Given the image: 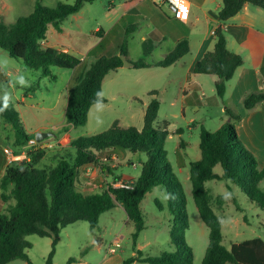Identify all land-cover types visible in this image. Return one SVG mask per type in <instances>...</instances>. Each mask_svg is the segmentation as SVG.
I'll return each instance as SVG.
<instances>
[{"label": "trees", "instance_id": "trees-1", "mask_svg": "<svg viewBox=\"0 0 264 264\" xmlns=\"http://www.w3.org/2000/svg\"><path fill=\"white\" fill-rule=\"evenodd\" d=\"M94 1L74 0L72 4L58 3L55 8L44 7L37 1L29 16L18 18L10 24L0 23V50L11 58L21 60L26 68L40 71L43 77L54 79L51 68L74 70L81 61L69 53L45 46L46 32L49 25L61 31V23L78 13L84 4ZM245 4L264 10V0H222L217 14L220 25L213 31L214 47L195 63L192 70L193 74L215 76L214 89L221 99L227 82L243 64L241 56L227 50L222 24L235 16ZM123 9L128 10L126 4ZM175 21L180 23L177 19ZM183 29L184 32L178 35L168 32V27L150 33L148 44L160 40L163 34L164 38H173L176 45L158 62L147 63L142 58L138 59L133 62V69L168 68L187 55L188 30L186 27ZM134 30L132 24L125 29L118 55L101 56L91 61L82 78L70 87L64 132L69 128L83 127L91 107L106 102L102 96L103 81L109 73L122 68L120 55L126 57L128 37ZM156 94V91L149 92L151 96ZM243 102L245 110H252L264 102V92L250 93ZM10 106V102L0 98V118L11 125L17 145L24 147L33 138L22 132L18 116L10 110ZM158 110V101L152 99L145 109L141 130L123 128L116 121L101 134L72 140L63 148L66 154L59 155L53 165L43 164L39 167L47 150L40 148L29 152L23 161L11 162L0 178L1 200L14 202L7 212H0V264H10L18 259L32 264L26 254V250L32 248V244L26 240L30 235L51 239L46 264H52L62 229L77 222H86L94 229L99 217L117 206L122 207L127 221L134 228L131 238L135 256L122 264H192V250L185 244L188 228L185 197L166 157V135L153 127ZM225 113L234 123L224 124L214 133L202 128L198 145L200 159L189 166L192 200L201 222L208 229V243L200 264H264V241L260 238L232 244L230 249L223 246L221 221L205 186L213 180L230 183L264 209V189L261 188L264 166L261 169L257 167L255 157L238 138L235 124L239 117L227 109ZM120 151L145 156L140 175L132 182L131 189L114 187L121 181L120 177H116L103 190L84 194L80 189L83 169L97 166L103 174H111L110 156ZM216 167L221 168L220 174L214 172ZM154 188L165 191L169 213L175 217L169 232L174 250L148 257L136 250V240L144 226L140 204ZM155 202L160 206L157 200ZM178 202L182 204V210L177 206ZM217 204L222 205V198L218 197ZM73 262L75 258H69L66 264Z\"/></svg>", "mask_w": 264, "mask_h": 264}, {"label": "rangeland", "instance_id": "rangeland-1", "mask_svg": "<svg viewBox=\"0 0 264 264\" xmlns=\"http://www.w3.org/2000/svg\"><path fill=\"white\" fill-rule=\"evenodd\" d=\"M49 1L44 0V5L55 8L56 5L49 4ZM73 2L74 0H61V3L65 4ZM13 3L15 16L26 14L27 0H13ZM120 4L121 0H95L91 4L86 3L78 13L61 23V33L49 25L47 40L54 45L61 44L81 61L82 65L75 71L51 68L54 79L50 76L43 77L40 71L26 68L21 60L11 58L0 50V98H7L6 101L10 102V110L17 114L23 133L33 139L38 131L48 134L47 138L34 146L27 144L20 147L16 143L11 125L0 118V178L10 164L4 150L17 156L18 161H23L27 159L29 152L38 148L47 149L39 167L43 164L53 165L59 155L66 154L65 148L55 145L54 142L64 137L72 141L83 136L101 134L116 121L123 128L141 130L145 109L150 101L155 99L159 103V110L153 127L166 135V157L185 197V214L188 219L185 244L192 250V264H200L208 243V229L201 222L192 200L189 166L200 159L198 145L201 129L214 133L224 124L234 123L225 113L226 109L232 111L239 117L235 128L241 142L253 154L257 167L261 169L264 166V107L245 110L244 99L228 95L222 99L217 97L209 76H199L200 90L193 94L189 91L183 94L181 90L188 72L187 67L182 64L139 70L121 68L117 72L109 73L103 81L102 96L106 102L91 107L83 127L69 128L64 132L69 87L82 78L84 67L92 61V57L86 60L88 51L99 43L93 34L94 31L103 29L106 34L104 45L108 48V53L115 54L118 48L120 49L125 29L130 24L134 25L135 30L129 35L130 40L128 37L131 54L134 60L141 55L140 37L148 30L147 23L137 22L135 19L126 20L127 22L122 20L123 11ZM163 10L168 13L165 7ZM157 41L147 45L153 43L155 47ZM169 44L170 42L158 49L155 47V51L147 60H162L169 50ZM187 59L189 60L186 58L184 62H187ZM21 80L24 83H21ZM150 91H157V94L151 96ZM260 92H264V89ZM252 145L255 149H251ZM117 155V159L112 160L113 166H110L111 174H103L98 168L82 172L80 188L84 194L103 190L116 177L126 183H132L138 178L145 156L137 154L139 159L128 151L117 152ZM214 172L220 174L222 170L216 167ZM205 186L212 196L214 211L221 221L222 244L225 248L230 249L232 244L253 238L264 241V209L260 205L251 202L238 187L230 183L213 180ZM261 188L264 189V182ZM218 197L222 198L221 206L217 204ZM12 204L13 200L6 203L1 200L0 191V212H7ZM177 206L182 210L180 202ZM140 207L144 226L136 240V247L142 255L155 257L162 252L174 250L169 232L175 217L169 213L165 191L154 188L146 194ZM133 232V225L127 221L126 214L120 207L102 214L94 229L86 222L69 225L62 229L58 236L52 264H66L69 258H75V261H103L108 247L118 237L121 238L120 248L115 254L126 260L135 254L131 238ZM26 240L32 244V248L26 250L32 264H46L51 251V239L30 235ZM10 264L26 263L18 259Z\"/></svg>", "mask_w": 264, "mask_h": 264}, {"label": "crops", "instance_id": "crops-1", "mask_svg": "<svg viewBox=\"0 0 264 264\" xmlns=\"http://www.w3.org/2000/svg\"><path fill=\"white\" fill-rule=\"evenodd\" d=\"M37 1H39L44 7L48 8V6L44 5V0H27V4L25 7L26 14L15 16L16 13L13 0H0V23L10 24L18 18L29 16L32 13L34 5ZM186 2L190 7V14L187 23H182L180 21V23H178L177 21H175L174 17L171 16L164 5H155L150 0H121L120 5L123 11L121 19L124 21L135 19L137 22L144 21L145 23H147L148 30L142 33L140 37V43L142 45L141 55L136 60H134L135 58H132L129 37L126 47V58L132 63L141 58H144L147 63H152L149 62L147 58L150 57L155 51L154 48L157 47L158 49L159 47H162V45L168 44V42H170L169 50L163 55V57L173 50L176 45L175 40L173 38H164L165 36L163 34H161V39L155 43V47L153 43L150 46L147 45L148 34L152 33L154 30L157 32L161 27H168V32L172 33L173 35H178L184 32L183 28H187L189 53L171 67H175L178 64H182V66L187 67L188 76L185 79V83L181 91L183 94L188 91L189 93L191 92L193 94L196 90L201 89V79H199V76L205 75L193 74L192 70L195 63L199 61L206 52L211 51L214 47L215 40L213 31L217 26L220 25L217 14L222 6V0H186ZM48 3L51 5H57L58 3H61V0H50ZM124 4L127 5V11H124L123 9ZM163 7H165L168 13L163 10ZM222 28L225 34L227 50L231 53L241 56V58L243 59L242 66L237 68L233 78L227 82L223 98L228 95L229 97H238L239 99H244V97L250 92L253 93L262 91L264 89V10L249 4H245L235 16L222 24ZM57 32L61 33L62 28L61 31ZM93 34L98 38L99 43L90 48L86 60L89 59V57H92L93 61L101 56L118 55L119 48L118 52L115 54L108 53V48H106L104 45L106 41V34L104 33L102 28H98L94 31ZM43 44L47 47H52L57 50L69 53L63 46H61V44L54 45L50 43L47 38ZM186 58H189V60L187 59L188 61L184 62ZM90 62H88V66ZM81 65L82 64L80 63V65L75 68L74 71L77 70ZM88 66L84 67L83 73ZM209 77L211 78L213 84L217 81V78L215 76ZM258 106L264 107V102L258 104L256 107ZM260 116H263L262 113ZM236 132L238 138L241 140L237 129ZM255 136L256 135L254 133V137ZM67 141L69 140L64 137L63 139L61 138V140L54 142V144L57 146H61V148H65L67 147V144L71 142L69 141L67 143ZM50 146L54 145L50 144ZM250 147L251 149H255L254 145ZM135 156L136 158H139V155L136 154ZM117 157V152L111 154V166H113L112 160L117 159ZM95 168L98 167L88 166L85 167L83 171L92 169L95 170ZM121 181L123 180L121 179ZM136 250L139 249L136 247ZM133 256H135V254H132L131 257ZM124 261L125 260L121 257V255H110L105 253L103 261L82 260L75 261L72 264H122ZM133 264L140 263L135 262Z\"/></svg>", "mask_w": 264, "mask_h": 264}, {"label": "built area", "instance_id": "built-area-1", "mask_svg": "<svg viewBox=\"0 0 264 264\" xmlns=\"http://www.w3.org/2000/svg\"><path fill=\"white\" fill-rule=\"evenodd\" d=\"M155 5H164L168 12L171 14L172 17L177 19L182 23H187L190 14V7L186 0H150ZM36 142L34 139H31L28 142V146H34ZM9 163L18 161L17 156L13 155L10 151L4 150ZM132 183H126L124 181H120L114 184V187H120L125 189H131ZM121 238H116L113 243L108 247L107 254H115L116 250L120 248Z\"/></svg>", "mask_w": 264, "mask_h": 264}, {"label": "water", "instance_id": "water-1", "mask_svg": "<svg viewBox=\"0 0 264 264\" xmlns=\"http://www.w3.org/2000/svg\"><path fill=\"white\" fill-rule=\"evenodd\" d=\"M120 59L123 62V68H133V63L130 62L129 60H127V58L124 55H120ZM48 137V134L42 133V132H38L36 133L34 140L35 142L38 144L40 142H42L45 138Z\"/></svg>", "mask_w": 264, "mask_h": 264}, {"label": "clouds", "instance_id": "clouds-1", "mask_svg": "<svg viewBox=\"0 0 264 264\" xmlns=\"http://www.w3.org/2000/svg\"><path fill=\"white\" fill-rule=\"evenodd\" d=\"M21 83H24V81L23 80H21L20 81ZM7 100V98H5V101ZM5 106H7V104L5 103Z\"/></svg>", "mask_w": 264, "mask_h": 264}]
</instances>
